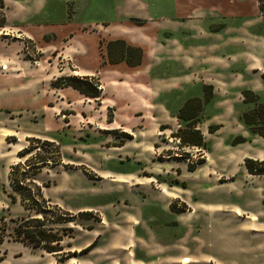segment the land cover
Returning a JSON list of instances; mask_svg holds the SVG:
<instances>
[{"label": "rangeland", "instance_id": "374dc122", "mask_svg": "<svg viewBox=\"0 0 264 264\" xmlns=\"http://www.w3.org/2000/svg\"><path fill=\"white\" fill-rule=\"evenodd\" d=\"M111 3L8 1L10 19L22 18L29 34L13 23L0 29V86L22 79L28 83L21 90L13 89L20 86L17 83L12 87L13 94H26H20L22 99L13 97L11 105L0 101V264L4 258L8 264H181L184 258L189 264H264V175L250 174L244 163L251 159L264 167V138L232 146L239 134L233 135L242 131L237 116L243 107L239 105L235 115L209 113V120L197 126L207 139L202 134L206 151L183 144L176 136L183 124L161 115L149 105L150 97L133 85L106 79L105 91L101 74H75L78 61L100 71L108 65H104L106 44L120 40L116 31L104 29L114 23L102 17L103 8ZM246 6L249 16L230 19L220 14L216 19L193 20L187 36L172 35L190 50L177 51L168 61L161 56L164 61L155 72L185 73L189 80L202 78L210 86L230 74L244 83L252 77L249 84L256 86L264 102V16L256 0H247ZM118 22L147 24L140 19ZM168 36L152 43L160 53V38ZM230 37L238 43L223 50ZM192 46L214 47L207 55L224 66H195L206 53L191 50ZM180 58L188 61L189 68L180 65ZM247 65L252 72H246ZM71 77L91 79L99 87V97H86L68 86L66 79ZM214 85L225 91V85ZM247 86L235 92V100H242V90H250ZM7 93L1 88L0 98ZM173 94L163 97L170 108ZM218 122L227 128L209 135V126L222 127ZM30 138L59 149V159H50L51 165L39 171L25 169L32 171L37 185L45 186L42 191L50 205L73 216L64 224L47 223L62 238L61 261L15 240L18 220L36 215L11 202L10 173L35 154L55 158L52 149L43 150ZM26 149L33 151L19 157ZM202 158L204 163L198 165ZM191 165L196 166L194 172L188 170Z\"/></svg>", "mask_w": 264, "mask_h": 264}, {"label": "crops", "instance_id": "0c3cea01", "mask_svg": "<svg viewBox=\"0 0 264 264\" xmlns=\"http://www.w3.org/2000/svg\"><path fill=\"white\" fill-rule=\"evenodd\" d=\"M8 1L9 0H4L6 7V22L13 23L17 30L22 31L27 36L29 34V27L26 28V26L23 25L21 21L22 18L19 20L10 19L8 13L9 8L7 6ZM107 2L112 3L109 7L107 5L103 8L105 14H103L102 17L103 20H111L114 21V23L112 22V25L104 27V29L108 30L109 28L110 30L116 31L115 34H117V38L126 41L128 44H130V46L143 48L144 56L142 62L139 66L136 67H128L123 62L115 66H109L108 64L105 66L106 68L104 67V71H100L98 70V66L97 68H90L87 62L78 61V71H76L75 74L79 73L81 74V76L95 77H99V75L101 74V76L103 77L101 78L102 82L105 81V83L103 84V88L105 91L106 79L109 80L111 84L133 85L136 91L145 93L150 97L149 105L151 107L156 108L158 112L161 113V115H163L164 113L167 114V116H169L170 118L173 117V119H175L174 117L177 111L181 108V106L187 99L202 96V86L206 84V82L202 78H199L197 82L189 80L188 78L190 76L186 75L185 73H173L171 75H168L167 73L161 71L155 72V68L161 66L164 60L168 61L170 60V58L172 59L175 52L179 51L183 54L186 51L190 50L189 47L182 46L179 42H176L173 38L170 37H172V35L174 34L179 33L187 36L190 31H193V20L216 19L220 17V14L224 15V17L226 18L236 17L238 15H240L241 17L249 16L246 6L247 0H107ZM163 3H165L167 6H160ZM168 8L170 9L169 11ZM164 9H166L168 12H162V10ZM113 14L114 17L112 18ZM63 18L64 17H61V19ZM127 19H140L146 21L147 24L145 26L143 25L139 27L127 23L118 22L125 21ZM184 20L186 22H180ZM201 31H199L198 33H200ZM163 34L170 36H168L166 39L160 38L161 42H159V44L157 43L162 48V53H160L159 48L153 46L152 43H156L158 41V37L162 36ZM211 39L213 43H216L215 38ZM236 43H238V40L235 38L232 39L230 37L224 42L223 50L226 49L227 46L231 47L232 44L235 45ZM199 49L206 54H204V56H200L199 59L195 61L196 64H199L195 66H198L200 68L204 67V65H215L220 68L221 66H224L221 65L222 63L218 62V60H215L214 57H210L207 55V53H210V51L214 50V47H210L207 50H205L203 46L191 47V50L194 51H198ZM163 55L167 57L164 60L161 57ZM84 57H86V55H84L83 57L78 56L76 58ZM180 59L183 62L180 65L186 66L187 68L189 65L188 61H185L183 58ZM157 60H162V62L160 61L161 63H158ZM96 61H98V59ZM250 68L251 67L247 65L245 69L246 72H252L253 69ZM237 77V75L232 76L230 74L226 79H221V77H218L216 79V84L225 85V91L223 93L218 91L221 90V88L215 87V83H209L214 87L213 93L215 102L213 105H210V107L213 109V113L215 116L220 115L223 111L224 113H231L235 115V111H237L238 109L237 107L239 105H241L242 107V100L238 101L234 99L235 92L238 90L241 91L242 87H245L247 86L246 84L251 83L253 78L251 77V79L248 80L247 83H244L243 81L239 82V79H237ZM16 83L20 86L13 89L21 90L24 86V83L28 82L22 79L21 81ZM16 83L14 84L6 81L2 86H0V89L3 88L4 92H8L5 96H2L0 98L1 102L6 100L11 105L14 99H22L20 94L26 95L20 92H16L14 94L12 93V87L14 85H17ZM167 83H173V85L164 89H156L157 85L163 86L164 84L165 86V84ZM110 86L112 88H115V85ZM247 87L258 94L255 85L249 84ZM165 93H174L173 96L175 97L171 98L172 108H170L165 99H163V97L166 95ZM235 102L239 103L235 105ZM214 119H211V123L214 121ZM216 124H220L222 126L217 132L227 128L226 123L218 122ZM239 127L242 131H240L239 133H235V135L233 136L239 134V136L246 138L247 141L242 145L256 142L257 139H263L257 136L249 135L243 125H239ZM200 131L204 135L202 129ZM184 260L188 262V260L185 258L182 260V262ZM1 264H8L6 258H4V261L1 262ZM214 264L220 263L214 262Z\"/></svg>", "mask_w": 264, "mask_h": 264}, {"label": "trees", "instance_id": "16d2710c", "mask_svg": "<svg viewBox=\"0 0 264 264\" xmlns=\"http://www.w3.org/2000/svg\"><path fill=\"white\" fill-rule=\"evenodd\" d=\"M258 4V10L261 15L264 16V0H256ZM6 7L4 0H0V29L7 26L6 23ZM142 49L139 47H133L127 45L123 40L109 41L106 44V55L104 65H117L125 63L128 67L139 66L142 62ZM66 79V78H65ZM64 79V80H65ZM67 85L78 91L80 94L90 97H99V87L94 84L91 79L76 77L67 78ZM242 107L243 111L238 112V121L243 125L252 136L264 138V102L261 101L259 95L250 90H242ZM215 102L212 86H202V96L187 99L181 108L177 111L175 117L178 123H182V129L176 133V136L182 140V143L188 146H194L202 150L209 151L208 144L204 140V137L197 127L201 125L204 120H209L207 117L214 115L213 109L210 105ZM249 105H254L252 109H249ZM219 130L218 126H209L208 133L214 134ZM28 141L35 145H41V148H50L53 151L55 158L47 157V153L35 154L34 157L23 165H17L15 169L10 173L11 189L14 194H9L12 203H19L26 212H34L36 217H22L18 220V225L14 229L15 240L20 241L32 248H40L48 254H55L59 257V253L62 251L60 243L62 241L61 236L55 228L47 226V223L53 225L64 224L69 222L68 218H73L67 212H63L55 205H50L49 201L45 199L43 194V187L36 183V180L32 177V171H26L25 168H35V171L51 165V160L59 159V149L47 141H40L39 139L30 138ZM247 141L246 138L238 136L232 141V146L244 144ZM33 149H26L21 151L18 156L23 157L28 152L31 153ZM204 163L203 158L198 161V165ZM245 168L250 174L264 175V167H261V163H257L251 159L245 160ZM53 165H56L54 161ZM264 165V164H262ZM188 170L194 172L196 166L191 165ZM19 171H22L19 173ZM19 174V175H18ZM47 187V186H46ZM56 214H61L57 216ZM64 214V215H62ZM63 217V218H62ZM3 242V238L0 237V244ZM92 245L88 247V250L92 248ZM61 261V258L59 257Z\"/></svg>", "mask_w": 264, "mask_h": 264}, {"label": "bare ground", "instance_id": "6f19581e", "mask_svg": "<svg viewBox=\"0 0 264 264\" xmlns=\"http://www.w3.org/2000/svg\"><path fill=\"white\" fill-rule=\"evenodd\" d=\"M182 264H188V263H187V261H186V260H184V261L182 262Z\"/></svg>", "mask_w": 264, "mask_h": 264}]
</instances>
